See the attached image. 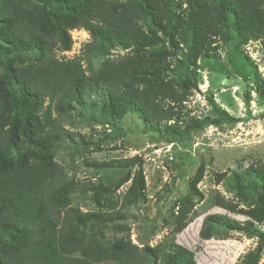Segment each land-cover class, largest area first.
Returning a JSON list of instances; mask_svg holds the SVG:
<instances>
[{
	"label": "trees",
	"instance_id": "obj_1",
	"mask_svg": "<svg viewBox=\"0 0 264 264\" xmlns=\"http://www.w3.org/2000/svg\"><path fill=\"white\" fill-rule=\"evenodd\" d=\"M73 30H84L91 42L76 58L58 57L71 50ZM233 40L236 50L250 41L264 49V0H0V264H196L185 247L133 244L119 222L146 198L141 157L86 161L96 170L125 172L124 182L131 179L115 209L108 189L70 178L54 154L75 138L64 123L95 96L102 98L105 118L133 112L169 138L236 122L217 107V119L188 118L185 107L197 89V62ZM116 49L126 54L113 58ZM95 59L101 60L96 70ZM244 100L250 101L247 92ZM81 144L87 146L83 138ZM203 172L201 165L180 212L171 216L173 234L190 222ZM215 181L247 209L220 196L214 205L249 219L209 215L199 237H216L219 228L227 232L224 238L254 233L261 242L240 264H258L264 233L253 222L264 226V165L219 174ZM88 191L106 211L81 212L73 205L76 193ZM109 227L124 235L106 239Z\"/></svg>",
	"mask_w": 264,
	"mask_h": 264
},
{
	"label": "rangeland",
	"instance_id": "obj_2",
	"mask_svg": "<svg viewBox=\"0 0 264 264\" xmlns=\"http://www.w3.org/2000/svg\"><path fill=\"white\" fill-rule=\"evenodd\" d=\"M70 35L71 50L58 54L66 60L81 55L82 48L91 42L84 30H73ZM234 46L235 40L228 44L220 42L214 57L197 62V89L185 107L188 118L217 119L214 110L217 107L236 122H221L187 137L169 138L152 131L133 112L121 119L105 118L101 114L102 98L95 96L64 123L75 138L55 150L54 160L75 181L108 189L106 197L115 209L119 208L131 179L124 182L125 172L96 170L87 166L86 161L142 158L146 198L130 207L126 218L119 221L127 228L131 242L139 247L147 245L173 251L180 246L194 253L196 264H240L245 254L261 242L254 233L229 232L224 238L227 232L222 228L209 240L199 237L203 220L209 215H224L239 223L249 219L214 205L216 197L220 196L247 209L227 185L216 183V175L264 165V49L259 41H250L238 50ZM111 54L116 58L126 51L116 49ZM100 62L93 60L92 68L96 70ZM245 92L250 97L248 104L244 100ZM81 138L86 147L81 144ZM201 165L204 172L196 185L199 195L191 199L194 208L190 222L182 232L173 234L171 216L180 212L181 201L190 194L191 182ZM91 197V191L76 193L73 205L81 212L107 210L105 206H97ZM253 225L256 232L264 233L263 225L256 222ZM103 233L106 239L124 235L117 234L113 227L104 229ZM258 264H264V241Z\"/></svg>",
	"mask_w": 264,
	"mask_h": 264
}]
</instances>
